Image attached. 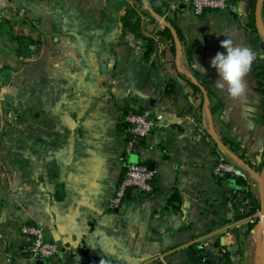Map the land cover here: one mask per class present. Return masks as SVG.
<instances>
[{
    "label": "crops",
    "instance_id": "1",
    "mask_svg": "<svg viewBox=\"0 0 264 264\" xmlns=\"http://www.w3.org/2000/svg\"><path fill=\"white\" fill-rule=\"evenodd\" d=\"M226 2L227 9L196 15L191 0H170L163 21L174 19L183 40L175 51L169 40L157 42L145 61L141 39L120 25L123 9L138 0H0V21L16 20V30L38 41L23 57L0 39V69H13L0 86V264H34L18 253L24 223L42 227L59 247L43 264H204L192 244L207 264H223V249L231 264H258L260 209L238 220L233 211L241 200L261 199L246 167L255 174L264 167V95L252 66L246 94L229 98L214 87L210 62L225 51V38L253 49V65L264 58V0L257 32L246 26L248 0ZM155 19L142 32L157 40L163 22ZM186 79H203L206 93ZM133 105L162 116L136 154L153 165V190L128 189L112 209L122 177V112ZM4 106L16 110L14 120ZM219 153L243 174L242 184L214 178Z\"/></svg>",
    "mask_w": 264,
    "mask_h": 264
},
{
    "label": "built area",
    "instance_id": "2",
    "mask_svg": "<svg viewBox=\"0 0 264 264\" xmlns=\"http://www.w3.org/2000/svg\"><path fill=\"white\" fill-rule=\"evenodd\" d=\"M191 6L196 15L202 14L205 9L223 10L228 8L226 0H191ZM160 18L163 20L164 16ZM6 117L14 120L16 115L9 111L6 113ZM161 118L160 114H152L150 110L138 111L134 105L122 112L125 140L122 153L118 158L119 166L122 169V178L117 184L114 195L109 199L110 208H118L122 204L128 189L145 194L152 192L154 170L149 169L145 163L131 161L130 156L138 153L142 140L159 123ZM212 174L217 180H222L227 176H243L223 153L217 154L212 166ZM19 232L24 237L18 250L22 259L29 262L36 259L50 262L59 253L58 245L48 239L42 227L24 223L20 225Z\"/></svg>",
    "mask_w": 264,
    "mask_h": 264
},
{
    "label": "trees",
    "instance_id": "3",
    "mask_svg": "<svg viewBox=\"0 0 264 264\" xmlns=\"http://www.w3.org/2000/svg\"><path fill=\"white\" fill-rule=\"evenodd\" d=\"M257 0H248L249 3V12L246 15V26L251 30L257 32L256 27V9ZM170 0H138L137 6H127L123 9L120 16V25L122 33H130L135 37L141 39L144 45V54L143 59L148 61L151 57V54L154 52L155 46L157 42H161L164 39L169 40L172 44L171 47L173 50L175 49L176 40L179 44L183 40V35L176 24L175 20L172 18L165 17V22L162 24V30L154 33V36L157 38L155 40L153 37H147L142 32V25L144 21H152L155 22V16H163L164 13L170 8ZM0 23V33H7L10 40L13 41V51L15 55L26 57L30 55V46L36 45L38 43L37 40L33 39L30 35L23 34L20 30H16V23L11 21L10 19H3ZM175 51V50H174ZM186 53L189 55V51L186 50ZM13 73V69L8 65H2L0 69V86L3 84H7L10 80V76ZM252 75L255 79V83L257 86V91L264 95V58L260 57L256 60V64L253 65ZM188 83L193 87L195 91H198L201 94H205L207 91V85L203 79H200L197 83L186 79ZM221 107L220 103H216L211 109V113L215 112L217 109ZM9 108L6 109L5 112H9ZM12 112L17 116L16 110L12 109ZM125 128V124L121 122V131L123 132ZM225 144V142L223 143ZM229 150L232 151L238 158L242 159L244 162L247 160L244 156L239 155L235 152V149L231 146L228 147ZM263 157H264V149H263ZM264 165V159L262 161V166ZM251 167V166H250ZM230 177V176H227ZM226 177V178H227ZM122 178V177H121ZM237 183L243 182L241 177H234ZM153 183V180H152ZM128 191V190H127ZM126 191V192H127ZM125 197V196H124ZM260 209V202L257 198H254L251 204L241 200L234 207V219H244L253 217L254 214ZM258 218H255L252 222H250L247 226V233L255 226ZM193 250L198 253L201 260L204 264H207V259L203 254V249L200 245L192 244ZM222 260L223 264H231L228 253L225 249L222 251Z\"/></svg>",
    "mask_w": 264,
    "mask_h": 264
},
{
    "label": "clouds",
    "instance_id": "4",
    "mask_svg": "<svg viewBox=\"0 0 264 264\" xmlns=\"http://www.w3.org/2000/svg\"><path fill=\"white\" fill-rule=\"evenodd\" d=\"M220 47L224 52H217L210 64L219 79L214 87L227 94L233 100H238L246 94V77L250 73L256 53L247 46L234 45L231 39L225 38L221 41ZM200 72L205 69L196 65ZM99 264H109L105 259H101Z\"/></svg>",
    "mask_w": 264,
    "mask_h": 264
},
{
    "label": "water",
    "instance_id": "5",
    "mask_svg": "<svg viewBox=\"0 0 264 264\" xmlns=\"http://www.w3.org/2000/svg\"><path fill=\"white\" fill-rule=\"evenodd\" d=\"M260 5H261V0H258V6L257 8L255 9V16H256V20L259 18V15H260ZM157 19H161L160 16H155ZM163 23L164 21L161 20ZM180 44L179 42L176 40V47L179 48ZM206 99V98H205ZM212 135L214 134V132H211ZM213 138L214 140L222 147L226 150V152H228V149L225 148V146L219 142L215 136L213 135ZM233 155V154H232ZM130 160L131 161H134V162H137L138 161V157L136 154H133L130 156ZM147 167L149 169H153V165L151 162L147 163L146 164ZM247 170L250 172L251 175H253V177H255V179L257 180L258 182V185H259V189H260V192H261V199H260V220L259 222L257 223L256 225V230L257 232H260L262 227H264V221H263V208H264V167L262 169V171L260 172V174H255L251 167L250 166H247L246 167ZM34 264H43V261L40 260V259H36L34 261ZM258 264H264V239L259 243V260H258Z\"/></svg>",
    "mask_w": 264,
    "mask_h": 264
},
{
    "label": "rangeland",
    "instance_id": "6",
    "mask_svg": "<svg viewBox=\"0 0 264 264\" xmlns=\"http://www.w3.org/2000/svg\"><path fill=\"white\" fill-rule=\"evenodd\" d=\"M259 17H260V15H259ZM2 19V18H1ZM3 19H5V18H3ZM2 21V20H1ZM0 21V23H2ZM14 23H16V20H12ZM0 39H2V40H7L11 45L13 44V41H11L10 40V38H9V36H8V34L7 33H0ZM5 49L3 48V50L2 51H4ZM11 50L13 51V47H11ZM13 53H14V51H13ZM7 109V107L6 106H4V107H2V110H6ZM5 119V118H4Z\"/></svg>",
    "mask_w": 264,
    "mask_h": 264
}]
</instances>
